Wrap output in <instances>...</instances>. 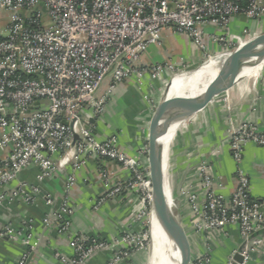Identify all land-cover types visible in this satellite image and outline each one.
Listing matches in <instances>:
<instances>
[{
    "label": "built area",
    "instance_id": "1",
    "mask_svg": "<svg viewBox=\"0 0 264 264\" xmlns=\"http://www.w3.org/2000/svg\"><path fill=\"white\" fill-rule=\"evenodd\" d=\"M0 13L8 18L7 35H0V150L10 148L0 160V188L8 186L30 165L39 167L37 179L43 181L60 169L63 160L69 161L72 173L65 186L66 195L59 207L44 217L47 225L54 222L63 232L70 227L75 210L68 194L76 183V171L93 156L119 163L130 172V178L115 183L110 172L103 169L107 191L97 206L131 191L133 220L140 227L112 243L76 235L71 242L74 254L57 252L56 257L65 264H87L91 256L108 250L111 258L106 264H125L133 252L150 249L153 185L148 144L136 159L132 158L120 149L116 137L98 139L92 120L103 114L117 83L133 76L141 81L146 74L162 79L167 73L171 74L170 83L175 76L188 73V69L174 63L141 65L143 52L151 44L160 43L163 30L169 28L189 37L204 52L205 64L225 57L263 32L247 30L237 41L213 35V40L227 47L219 56L207 51L204 28L212 25L227 31L237 15L264 20V0H0ZM107 78L113 84L99 95ZM144 98L152 102L151 95ZM228 134L237 162L248 145L264 147V129L252 121L235 122L230 118ZM171 168L170 163L169 175ZM237 178V187L227 200L217 189L221 178L214 176L209 162L203 160L195 172L202 197L193 184L185 186L181 196L189 205L193 231L208 237L229 224H237L242 242L228 264L236 263L238 252L243 258L239 264H250L253 253L264 247V197L252 195L243 170L237 171ZM30 188L27 191L21 187L13 196L34 202L41 189L38 185ZM5 195H0V201ZM45 198L51 209L54 199L50 195ZM172 199L175 206L176 199ZM7 233L23 237L26 250L15 264H27L35 249L32 233L16 234L11 229ZM194 264H212V259L204 253Z\"/></svg>",
    "mask_w": 264,
    "mask_h": 264
},
{
    "label": "crops",
    "instance_id": "2",
    "mask_svg": "<svg viewBox=\"0 0 264 264\" xmlns=\"http://www.w3.org/2000/svg\"><path fill=\"white\" fill-rule=\"evenodd\" d=\"M204 30L207 35V51L220 56L226 52L227 47L221 41L213 40V35L219 38L227 36L229 40L237 41L244 37L247 30L264 32V20H250L237 15L227 31L212 25L206 26ZM161 36L160 43L151 44L143 52L141 65L174 63L191 71L201 66L204 52L189 37L169 28L163 30ZM170 76L167 73L162 79H153L150 74H146L141 81L133 76L115 84L103 114L93 120L96 137L102 140L116 137L120 149L136 159L148 144L150 121L156 110L153 107L158 106L162 97L160 92L162 87H166L165 83H168ZM112 84V79L107 78L99 95L106 93ZM145 95H151L152 102L147 101ZM230 118L235 122L249 120L264 129V67L257 74L239 80L179 124L171 144L170 161L173 166L169 172L173 183L178 186L183 171L187 169L182 189L193 184L202 197L203 191L195 179V172L196 166L206 160L213 175L221 178V185L217 189L227 200L237 187L239 169L248 176L252 195L255 198L264 197V147L248 145L241 161L237 162L228 140ZM9 152L10 148L0 150V160ZM103 169L110 172L115 183L130 178V172L119 163L90 157L76 171V183L68 194L69 202L75 210L70 227L63 232L54 222L47 225L44 217L49 210H56L66 195L65 186L72 173L69 161L63 160L60 169L43 181L37 179L39 167L30 165L8 186L1 187L0 195H6L0 201V264L17 263L26 250L23 237H12L7 233L8 229L16 234L19 231H23L24 235L32 233L31 243L35 249L27 264H65L56 257V253L73 255L71 242L76 235L97 237L112 243L123 234L138 229L139 223L133 220L135 208L131 191L111 197L97 206L98 199L107 191L101 176ZM34 185L41 189L34 202H27L23 196H13L15 190L23 187L30 191ZM176 192V188L174 191L172 187V197ZM46 195L54 199L51 209L46 204ZM174 209L188 233L192 261L189 264H194L204 253L210 255L212 264H228L232 252L242 242L238 225L229 224L207 237L204 233L192 230V214L181 194L176 198ZM149 253L148 249L135 251L129 260H125V264H147ZM110 258V251L103 250L91 256L87 264H106ZM250 264H264V247L253 253Z\"/></svg>",
    "mask_w": 264,
    "mask_h": 264
},
{
    "label": "water",
    "instance_id": "3",
    "mask_svg": "<svg viewBox=\"0 0 264 264\" xmlns=\"http://www.w3.org/2000/svg\"><path fill=\"white\" fill-rule=\"evenodd\" d=\"M229 54L230 57L221 64L222 71H224L222 76L214 80L205 90L178 96L175 101L169 103L167 95L171 83H168L150 121L148 159L153 185V214L157 211L161 215L170 238L177 248L179 259H177L176 264H189L191 261L188 233L181 217L174 209L172 199L173 197L176 199L181 194L187 169L183 171L179 185L177 186L176 183H173L174 191L175 188L177 190L176 194L174 193L173 197L171 194V197H169L166 189L164 168L160 163V157L165 146L162 138L174 124L179 126L186 118L213 101L217 95L232 87L250 73L258 69L261 70L264 67V32L248 41L242 49L233 50L227 55ZM200 67L193 71H197ZM242 248L243 246L240 250ZM242 259V255L238 252L235 255V264H239Z\"/></svg>",
    "mask_w": 264,
    "mask_h": 264
},
{
    "label": "bare ground",
    "instance_id": "4",
    "mask_svg": "<svg viewBox=\"0 0 264 264\" xmlns=\"http://www.w3.org/2000/svg\"><path fill=\"white\" fill-rule=\"evenodd\" d=\"M245 46L243 44L240 49ZM239 49V48H238ZM230 54L222 58H213L203 64L197 71H191L182 75L175 76L169 88L168 102L175 101L178 96L205 90L218 77L222 76L223 61L228 59ZM260 71L250 73L248 76L255 75ZM187 125V124H186ZM179 126L174 124L167 134L162 138L164 143V151L160 157V163L164 168L166 176V189L169 197H171V180L168 170L170 169L171 159V144L175 137L176 131ZM151 245H150V258L148 264H176L179 259L177 248L170 238L167 227L161 215L155 211L151 216Z\"/></svg>",
    "mask_w": 264,
    "mask_h": 264
},
{
    "label": "rangeland",
    "instance_id": "5",
    "mask_svg": "<svg viewBox=\"0 0 264 264\" xmlns=\"http://www.w3.org/2000/svg\"><path fill=\"white\" fill-rule=\"evenodd\" d=\"M5 14V15H3ZM7 14L6 13H0V32L2 33L3 36H6L7 35V29H6V23H7ZM204 63L201 64V66L203 65ZM200 66V65H199ZM197 68V67H196ZM195 70V69H194ZM191 70H189L188 72H190ZM163 92L164 91H161L160 92V95H163ZM155 95V94H154ZM220 95V94H219ZM158 97L156 96L155 99H157ZM173 166V165H172ZM150 228H151V225H150ZM150 234H151V229H150ZM151 245V240L149 241V247ZM150 251V249H149ZM150 254V253H149ZM149 258H150V255H149ZM149 262V261H148ZM192 261H190L191 263ZM195 262V261H194ZM193 262V263H194ZM148 264V263H147Z\"/></svg>",
    "mask_w": 264,
    "mask_h": 264
}]
</instances>
